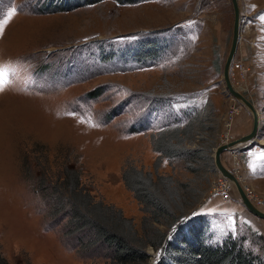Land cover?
<instances>
[{
  "label": "rangeland",
  "instance_id": "obj_1",
  "mask_svg": "<svg viewBox=\"0 0 264 264\" xmlns=\"http://www.w3.org/2000/svg\"><path fill=\"white\" fill-rule=\"evenodd\" d=\"M236 3L239 67L228 77L257 111L258 129L220 161L264 212V0ZM12 8L0 35V264L101 261L104 249L76 250V235L63 234L66 217L50 216L64 173L139 232L141 212L123 175L154 173L150 133L212 106V158L216 146L251 129L250 111L221 77L230 0H0V20ZM210 165L193 175L181 159L161 157L156 173L205 188L191 213L204 217L206 242L237 238L264 261V219L243 206L231 181L223 199L215 189L227 178L213 158ZM146 251L152 264L156 252Z\"/></svg>",
  "mask_w": 264,
  "mask_h": 264
},
{
  "label": "trees",
  "instance_id": "obj_2",
  "mask_svg": "<svg viewBox=\"0 0 264 264\" xmlns=\"http://www.w3.org/2000/svg\"><path fill=\"white\" fill-rule=\"evenodd\" d=\"M113 1L132 4L142 0ZM212 109L211 106L206 113L197 111L183 120H173L150 133L149 142L157 155L154 173L128 168L129 179L123 175L124 186L141 212L139 232L132 218L124 216L119 208L93 200L76 179H67L68 172L63 174L64 183L52 190L60 193L54 199L57 202L52 203L50 216L66 217L63 234L76 235V250L95 245L104 249L106 255L101 261L86 264H150L147 247L156 252L152 264H264L237 238L227 236L220 243L206 242L204 217L191 213L205 188H200L194 179L179 182L171 174L156 173L161 157L181 159L193 175L200 163L212 167L210 154L217 130L209 116Z\"/></svg>",
  "mask_w": 264,
  "mask_h": 264
},
{
  "label": "water",
  "instance_id": "obj_3",
  "mask_svg": "<svg viewBox=\"0 0 264 264\" xmlns=\"http://www.w3.org/2000/svg\"><path fill=\"white\" fill-rule=\"evenodd\" d=\"M230 3H231V8H232L231 39H230L228 52L223 62L221 77H222L224 88L228 92V94H230L233 98H236L237 100H239L250 111L251 116H252V122H251V129L247 134L240 136L238 139L221 143L215 147L213 151V155H212L213 165L220 172L222 176L226 177L229 181L233 183L243 206L254 216L264 219V212L258 210L250 203V201L245 196L243 189L238 183V181L236 180V178L232 175V173H230L222 165L220 161V153L222 151H224L225 149H229L235 145L242 144V143L249 141L251 138H253V136H255L257 129H258L257 111L254 109L252 104L242 94H240L238 91H236L231 86L230 80L228 77L229 67H230L232 57L236 49V45L238 41V34H239L238 6L236 3V0H230Z\"/></svg>",
  "mask_w": 264,
  "mask_h": 264
},
{
  "label": "snow or ice",
  "instance_id": "obj_4",
  "mask_svg": "<svg viewBox=\"0 0 264 264\" xmlns=\"http://www.w3.org/2000/svg\"><path fill=\"white\" fill-rule=\"evenodd\" d=\"M16 9L12 8L10 11L7 12L6 18L0 20V35L3 34V29L8 20L15 14ZM261 20H264V16L260 17ZM5 87V73L2 68H0V91H3Z\"/></svg>",
  "mask_w": 264,
  "mask_h": 264
},
{
  "label": "built area",
  "instance_id": "obj_5",
  "mask_svg": "<svg viewBox=\"0 0 264 264\" xmlns=\"http://www.w3.org/2000/svg\"><path fill=\"white\" fill-rule=\"evenodd\" d=\"M239 67V64H237V63H234V61H231V64H230V67H229V69L230 70H234V69H236V68H238ZM227 185H229V180H225V182H222V183H220V185L219 186H217V188L215 189L217 192H219L220 193V196L223 198V199H226V198H228V186ZM244 192V191H243ZM245 194V193H244ZM245 196L247 197V199H249L250 200V198L245 194ZM251 201V200H250ZM252 202V201H251ZM258 204H260V201H258L257 202ZM254 204V203H253ZM255 205V204H254ZM256 206V205H255Z\"/></svg>",
  "mask_w": 264,
  "mask_h": 264
},
{
  "label": "crops",
  "instance_id": "obj_6",
  "mask_svg": "<svg viewBox=\"0 0 264 264\" xmlns=\"http://www.w3.org/2000/svg\"><path fill=\"white\" fill-rule=\"evenodd\" d=\"M215 207V206H217V200H212L211 202H210V207Z\"/></svg>",
  "mask_w": 264,
  "mask_h": 264
},
{
  "label": "bare ground",
  "instance_id": "obj_7",
  "mask_svg": "<svg viewBox=\"0 0 264 264\" xmlns=\"http://www.w3.org/2000/svg\"><path fill=\"white\" fill-rule=\"evenodd\" d=\"M234 147H237V146H234ZM232 149H233V147H231ZM230 148V149H231ZM228 180V179H227ZM232 183V182H231ZM239 183V182H238ZM249 200V199H248ZM250 201V200H249ZM250 203L255 207V208H257L251 201H250ZM258 209V208H257ZM259 210V209H258ZM261 211V210H260Z\"/></svg>",
  "mask_w": 264,
  "mask_h": 264
}]
</instances>
